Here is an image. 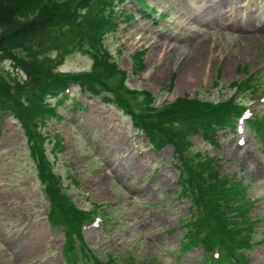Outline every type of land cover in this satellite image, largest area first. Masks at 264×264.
I'll list each match as a JSON object with an SVG mask.
<instances>
[{
  "label": "rangeland",
  "instance_id": "1",
  "mask_svg": "<svg viewBox=\"0 0 264 264\" xmlns=\"http://www.w3.org/2000/svg\"><path fill=\"white\" fill-rule=\"evenodd\" d=\"M18 1L3 3L13 6ZM145 1L156 13H164V19L157 21L147 11L143 15L137 1L125 0L111 16L115 26L105 29L99 40L123 69L128 87L149 93L158 106L186 94L201 102H217L242 84L264 86V0ZM3 44L4 40L0 47ZM67 46L56 50L59 58L53 70H89L87 46ZM56 51L49 54L54 57ZM0 71L4 77L24 76L7 59L0 60ZM246 75L251 79L243 83ZM79 89L72 83L62 104L55 106L60 117L49 118L38 129L43 150L73 205L104 203L105 215L110 216L103 217L97 228L84 225L83 237L74 235L90 252V258L77 264H99L108 256L117 264H185L194 259L196 251L179 260L171 256L186 232L181 219L190 213L188 190H181L178 177L188 170L197 178L200 170L194 171L190 161L195 157L210 160L217 177H232L244 185L248 216L262 218L254 225L258 243L246 254L251 264H264L263 122L259 134L244 122L241 135L236 126L218 131L217 145L192 132L180 137L178 147L167 144L157 150L102 94ZM262 95L260 89H240L239 99L254 114L264 111ZM49 103L55 104V98ZM0 121V264H29L35 255L41 259L34 264H62L61 245L67 238L45 221L50 204L28 138L16 118L8 115ZM238 137L244 138L243 145H238Z\"/></svg>",
  "mask_w": 264,
  "mask_h": 264
},
{
  "label": "trees",
  "instance_id": "2",
  "mask_svg": "<svg viewBox=\"0 0 264 264\" xmlns=\"http://www.w3.org/2000/svg\"><path fill=\"white\" fill-rule=\"evenodd\" d=\"M3 1L7 0H0V38L4 40L0 60H10L24 76L20 77L19 73L16 77L7 73L6 77L0 75V117L9 115L21 124L36 163L38 180L43 183L50 204L49 217L64 226L67 258L73 260L79 252L86 251L82 242L76 245L74 235L81 237L80 226L90 218V213L79 210L64 193L60 174L55 173L43 150V133L38 129L54 115L55 108L49 106L50 97H57L70 83H76L82 91L102 94L105 101L126 113L133 126L157 149L167 144L176 148L180 137L197 131L207 134L215 127L228 125L231 115L240 106L231 97L201 102L187 94L157 106L149 93L128 87L123 69L99 41L105 29L115 26L111 16L125 0H20L13 6ZM135 1L142 6L139 11L143 15L146 11L149 14L155 11L147 1ZM64 45L80 48L86 45L92 58L91 68L55 72L59 58L56 50ZM53 49L54 57L49 54ZM254 127L263 130L261 119ZM202 159L190 160L196 168L194 171L200 170L197 178L188 174V170L180 174L182 189L188 190L187 196L194 209L196 207V225L204 235L205 249L221 246L235 255V250L248 245L247 237L241 241L237 238L250 234L240 227L247 219L250 202L242 199L244 185L240 181L228 180L222 175L217 177L210 160Z\"/></svg>",
  "mask_w": 264,
  "mask_h": 264
},
{
  "label": "water",
  "instance_id": "3",
  "mask_svg": "<svg viewBox=\"0 0 264 264\" xmlns=\"http://www.w3.org/2000/svg\"><path fill=\"white\" fill-rule=\"evenodd\" d=\"M2 44V38H0V45Z\"/></svg>",
  "mask_w": 264,
  "mask_h": 264
},
{
  "label": "bare ground",
  "instance_id": "4",
  "mask_svg": "<svg viewBox=\"0 0 264 264\" xmlns=\"http://www.w3.org/2000/svg\"><path fill=\"white\" fill-rule=\"evenodd\" d=\"M207 48V47H206ZM205 50V49H204ZM189 68H191V66L189 67ZM187 74H189V73H187ZM194 75V74H193ZM185 76V75H184ZM189 77V76H188Z\"/></svg>",
  "mask_w": 264,
  "mask_h": 264
}]
</instances>
